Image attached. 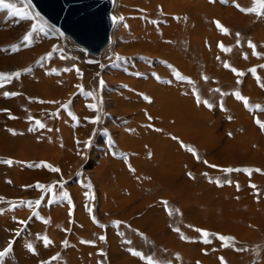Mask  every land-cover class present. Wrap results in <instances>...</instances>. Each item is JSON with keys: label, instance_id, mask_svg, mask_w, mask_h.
Wrapping results in <instances>:
<instances>
[{"label": "bare ground", "instance_id": "1", "mask_svg": "<svg viewBox=\"0 0 264 264\" xmlns=\"http://www.w3.org/2000/svg\"><path fill=\"white\" fill-rule=\"evenodd\" d=\"M6 2L15 3L22 10L28 8L33 12L28 5H22L20 0H6ZM236 4L244 8L253 6L252 0H215V3H210L209 0H111L109 14L111 19L115 16L117 20L115 23L112 20L108 31V42L97 53L90 54L99 56L97 58L99 65L96 66L86 64V55L83 51H87L71 40L75 47L83 51H74L65 47L58 29L59 32L51 27H45L43 31L34 32L29 41H25L24 36L31 32L32 26L36 25L39 29L41 23L37 19L21 20L12 16L8 10L0 9V73L21 72L18 79H12L10 83L5 81V87L0 88V157L13 155V159L24 160L23 162L30 160L57 165L60 159L57 158L58 155L56 156L57 150L48 149L46 143H36L34 136L30 135H41L44 132H53L54 135L57 133L65 148L73 149L77 145L73 142L72 134L77 133L80 141L77 148H81L79 159L68 151H65L64 154L69 160L81 161L84 168H86L90 166L84 164V159H86L89 152L86 147V136L104 130L110 134V138L117 147L125 152H129L133 147L139 148V146L147 145L159 160L169 162L184 158L188 169L195 175L202 169H206L205 163L211 162L214 156L227 158V169L231 168L234 171L226 173L227 185L222 187L210 184L209 180H206L207 178H199L198 183L194 184L185 179H180L177 174L165 172L163 169H153L150 164V168H144L145 171L148 169L147 173L160 189H169L172 190V194H176L173 199H169V205L174 211L177 210L182 217H196L200 222L207 223L211 215L215 216V214H212L215 212L212 211L211 213L209 209L219 207L224 212L222 214L225 216L224 220L228 226L233 227L238 219L245 217L247 219L250 217L252 221L261 224V220L264 219L259 220L260 213L256 209L257 207H264V130L254 120L257 118L264 122V87L261 86L264 85V67H262L264 66V15L241 12L235 6ZM31 6L36 11L32 4ZM120 17H123V19H119ZM215 22H219L223 28L228 30V33L222 32ZM237 33H239V37H237ZM249 41L255 45V52L259 54L258 56L253 55V48L248 46ZM220 45L227 48V53L221 51ZM215 56L219 57L222 63L227 60L229 65L227 68L243 73L241 77H236L227 72V80H229L230 85L238 88L242 96L247 98L249 104L251 103L254 107L252 110L247 111L243 104L232 103V105H236L237 117L235 116L234 121H227V124L223 126L222 134L217 137H200L195 141L202 152L201 157L203 160L196 163L193 155L188 151H184L177 141H173L161 133L177 132L184 124L190 126V129L198 128L205 131V133H213V130L209 129L210 116L197 102V70L199 64H203L205 68L215 70V63L213 62ZM26 69H31V71H25ZM65 69H69V71H65ZM220 69L221 71H219L222 74L223 70ZM250 69H255V74ZM76 73L82 75L76 77ZM176 73L184 77V80L178 79ZM56 74L60 77H57ZM101 80L104 81L103 87L100 86ZM223 80L225 81V79ZM212 83L210 84L212 85ZM5 91L16 92L19 95L6 98L3 95ZM90 92L93 94L92 96L88 95ZM83 93L85 99L82 98ZM146 97L148 99H145ZM40 101L45 102L41 103ZM91 104L98 106L99 113L94 112L89 107ZM67 111H70L76 118V124L67 118ZM56 112H59L58 116H56ZM97 114L100 115L99 123H90L89 121L95 118ZM29 117L32 119L30 120ZM36 120L45 125L44 128H41L42 131L35 125ZM10 129L23 133L24 138L13 140V138L7 137L6 132ZM38 130L41 132H38ZM220 146L223 148L219 149ZM104 161L107 162L106 159ZM108 162L110 169L115 173L114 169L117 164L111 160ZM224 162L223 164H225ZM69 166L67 169H69ZM236 169L240 171H235ZM244 170H251V172ZM14 171H10V175L13 173L11 176L19 184L33 175L44 176V174L20 173L22 171L17 170L14 173ZM117 176L121 186H129L127 183L129 178L126 179L122 174ZM249 181L254 183L256 187L250 188L248 186ZM237 184L242 188L239 193L235 189ZM128 191L130 194L128 196L126 194L125 197H121L118 193L115 194L116 192H110L107 200H115L116 205L118 203L121 205L133 203L135 209H141L144 205L154 202V199L149 196V198L143 197V194L140 195L139 192L136 193L133 189H128ZM182 191L187 194L186 196L201 192L202 195L197 196L201 204L207 208V211L203 214L201 212L197 216V212L201 210H191L194 206L192 208L188 206L190 208L188 209L186 205H183L187 201L184 202L183 200L186 197L185 195L181 197L179 192ZM254 191L259 192V201H256ZM28 194H25V196H28ZM225 195L227 202L224 201ZM179 196L183 203L180 202V198L178 200ZM80 197L82 196H79V199ZM96 201L100 205L103 202L100 192H97ZM77 202L79 204L80 200ZM197 205L199 204L197 203ZM58 210L57 208L55 211ZM222 214L219 216L222 217ZM25 217L21 213L18 215V218L22 220ZM64 217L65 215L62 217L63 220ZM219 219L222 220V218ZM60 220L59 222H61ZM65 220L67 222V218ZM80 220L87 222L81 214ZM52 221H55V218ZM185 221L187 220L185 219ZM243 221L245 220H242V224ZM36 224L38 225V223ZM5 225L10 226L6 220L0 218V245L3 248L6 245V239L10 237L3 231ZM216 226L218 227L217 223ZM241 228V231H244V227ZM232 229L233 232L237 230L240 233L238 227ZM257 229L259 230V228ZM54 234L56 235V233ZM47 236L51 237V235ZM55 237H52L54 241H51L56 246L55 250H57L59 245ZM166 239H168L167 236ZM167 243L169 244V242ZM213 244L214 246L210 245V247L216 246L219 249L217 239H214ZM177 247H179L178 244ZM200 247L201 244L198 243L197 246L193 247V254H191H198ZM117 251L115 252H120ZM221 251L225 256L233 257L234 251L231 248ZM49 255L51 256V254ZM33 258L36 259L32 257V260ZM121 263L123 262H118V264ZM11 264H27L22 251L16 250Z\"/></svg>", "mask_w": 264, "mask_h": 264}, {"label": "rangeland", "instance_id": "2", "mask_svg": "<svg viewBox=\"0 0 264 264\" xmlns=\"http://www.w3.org/2000/svg\"><path fill=\"white\" fill-rule=\"evenodd\" d=\"M29 7L33 10V12H37L32 8L31 5ZM40 17L42 18L41 15ZM37 20L41 23L40 27H43V28L51 27L52 29L59 32L57 29L54 28V26H52L47 21H45L44 18L37 19ZM59 34L61 36L62 42L65 45V47H67L70 50H74V51L81 50L75 47V45L72 44V42L70 41L68 37L64 36L61 32H59ZM221 51L224 53H227V48L223 47ZM83 52L86 55L87 65H92V66L99 65V62L97 61L98 60L97 58L99 57L98 55L94 56V55L88 54L85 51ZM213 62L215 63L214 64L215 70L213 68H205L203 64H199V67L197 70V97H199L200 99L199 106H202L204 110L207 112L208 116H210L209 129H212L214 134L205 133V131H203L202 129H198V128L190 129V126H187L186 124L182 125L180 129H178L177 132L169 131V132L161 133L163 134V136L173 141H177L180 144V147L184 151H188L191 155H193V159L196 161V163L202 162L203 160L201 157L202 152L200 148L198 147V145L195 143V141L200 137H205V136L207 138L217 137L222 134L223 126L227 124V121L228 122L234 121L235 120L234 118L237 117L236 116L237 110L235 109L236 105H232V103L233 104L234 103L243 104L245 110L247 111L252 110L254 107V105H252L251 103L249 104V102L247 106H245L242 100L237 99L235 96V93L239 92L238 88L230 85L229 80H227V72L230 73L232 76H236V77H241V75H237V71L234 72L232 68L225 67V64H227V60L224 63H222L220 58L215 56L213 57ZM220 68H222L223 70L222 74L220 73L221 71ZM79 74L76 73V77H79ZM57 77H60V76H57ZM205 77L207 79H205ZM223 79H225V81ZM210 83H212V85ZM237 83L239 84V81ZM227 87L229 90L227 89ZM216 89H219V91H215ZM221 93H224L225 95H221ZM240 95L242 96L241 93ZM82 98L85 99L84 93H83ZM204 101H208L211 107L205 106ZM216 104L217 106H215ZM258 109L260 110V108ZM55 114L56 116H58L59 112H56ZM66 116L68 119H70L71 122L73 121V123L75 124L77 123L76 118L73 116V114L70 113V111H67ZM256 120L257 118L254 120L255 123H256ZM39 129L41 130V128ZM40 130H38V132L42 131ZM14 132L16 133L15 135H13L12 132L7 131L6 136L11 139L13 138V140L18 139V138H24L23 133L16 132V131ZM30 136H34V138L37 140V141L35 140L36 143H40V142L46 143V145H48V149L57 150L58 153H56V156L58 155L57 158L58 159L60 158L59 160L57 159L58 160L57 165L56 164L52 165L49 163H46V164L51 165L52 167L58 168L60 169V171L52 172L48 167L40 166L41 162H38V161L25 160V162H23L24 160L22 161L15 160L12 157L13 155L12 156L5 155V156L0 157V171H1L0 172V197L4 198L3 201L0 202V218L6 220L7 224L10 225V226L5 225L3 227V231L6 232L8 237L9 236L11 237V239L10 237L7 238L6 241H9V240L14 241L13 251L12 253H10L9 257L6 258V264L12 263L16 250L22 251L24 258L27 261V264H33L34 262H35L34 264H44V262L50 261L53 256H58L59 259L55 261H51L52 264H118V262L120 263L121 261L123 263H126L125 261H127L128 263L126 264H146V260H142L139 257L133 256L131 254L132 250L139 251L145 257H152L155 261L158 262V264H176V262L177 264H191V263L192 264H216V262L217 264H264V223H263L264 220H261V218L264 219V207L263 208L257 207L256 209V211L260 213L259 220L262 221L263 225H261L262 223L259 224L257 221H254V220H253L254 221L253 223L250 217H248V219L250 218L249 220L247 219V217H245L246 219L245 218L238 219V221L233 227L234 229H237L238 227L239 228L238 230L240 233H238L237 230H234L233 232V229H232L233 227L226 225L227 223H225V220H224L225 216L223 215L224 212L219 207H215V209H213L214 207L213 208L211 207L210 208L211 210L209 209L211 213L212 211L215 212L212 214H215V216L217 215L218 217L216 216L217 217L216 218L215 216L213 217V215H211L210 217L211 219L209 218V220H207V223L200 222L196 217L191 218V216H187L185 218V217L180 216L178 211L177 210L174 211V209L169 205L170 204L169 199L170 198L173 199L176 194L173 193L174 194L173 195L171 193L172 190H169V189H160L155 184L154 180L150 177V175L147 173L148 169L147 171H145V168L146 167L148 168L150 164V167L153 169L154 168L163 169L165 172H171L174 175L177 174V176L180 179H185L187 181L193 182L194 184L198 183L199 178H205V179L207 178L206 180H209L210 184H214L218 187H222L223 185H227V179H226L227 172L223 171V169H227V166H226L227 158L224 159V158L214 156L211 162L205 163L206 169H202L197 175H195L193 174V172H191L190 169H188V166L186 165L184 158H180L178 160L175 159L176 161L173 160L169 162L167 161L165 162V160H159L157 157H155L154 153L147 145L139 146L140 149L138 147L137 148L133 147V149L129 151L130 153L125 152L117 147L114 141H112V139L110 138V134L107 131L99 130L98 132H93L89 136H86L87 137L86 147L88 148L89 152L86 156V159H84V164L90 165V166L84 168L83 163L81 161L77 162V160L76 161L75 160L73 161L71 159L69 160V158L67 159V156L64 154L65 151H68L72 155H75L77 159H79L81 155V148H77L78 144L80 143L79 135L77 133L72 134L73 142L75 143V145H77L73 149L65 148V146L62 143V139L58 136L57 133L56 135H54L53 132H44L41 135L38 134V135H30ZM53 136H56L55 137L56 140ZM43 137H45L44 138L45 140L43 139ZM173 137H175L176 139H173ZM89 141L90 143H87ZM58 144H60L61 146ZM189 148L194 150L195 155L193 154V151L188 150ZM222 148H223L222 146L219 147V149H222ZM9 159H11L14 162L11 166L5 163V161ZM105 159L107 162L104 161ZM153 159L156 161H154ZM109 160L117 164L116 168L114 169L116 171L115 173H113V170H111L109 167V164H107L109 163L108 162ZM17 161L19 163H16ZM217 161H218V164H217ZM59 162H60V165H59ZM62 162H64L63 164H66L68 162L67 163L68 165L67 164H66L67 166L63 165ZM73 162L75 163L77 162V163L75 164ZM223 162L225 164H223ZM29 164L33 166L29 167L28 166ZM171 164L172 166L174 165V167H172ZM61 166L63 167L61 168ZM68 166H69V169H67ZM212 166H216V167H212ZM95 168L98 170H96ZM12 170L13 171L15 170L14 173L17 170V171H22L20 173L30 172V173H35V174H42V175L44 174V176L40 177L37 175L36 176L33 175L31 176V178H28L27 180L22 181L19 184L15 181L14 177L11 176L13 175L12 172H11L12 174L10 175V171ZM89 171L91 174L89 173ZM189 173L191 174V177L189 176ZM119 174L124 175L126 179L129 178L127 179L128 180L127 183L129 185L128 187L121 186L119 184V180L117 176ZM38 183L44 186H55V198L54 199L50 198L48 194H45L39 188H37L36 185ZM61 184H62V187L60 186ZM237 185L235 186V189H236V192L239 193L240 191H242V188L239 185L240 188L238 190ZM250 185H254V183L249 181L248 186L250 188H253ZM112 186L114 187V189ZM128 189H133L136 193L139 192L140 195L143 194L142 195L143 197L149 196L150 198L154 199V202L144 205L143 208L141 209L140 208L135 209L133 207V203H127L124 205H121L118 203L116 205L117 202L115 200L114 201L112 199L107 200L109 199L108 197L110 195L109 194L110 192H116L115 194L118 193L121 197L122 196L125 197L126 194H127L126 196H128L130 194ZM169 191L172 195L169 193ZM65 192L68 194V197L62 198L63 193ZM97 192H100L103 197V202L101 203V205L100 203L96 201ZM166 192L168 194L167 196H166ZM179 193L181 194V197H183V195L185 196L187 195L183 191ZM25 194H28V196H25ZM161 194L165 196L163 195L161 196ZM22 195H24L25 197ZM78 195L82 197H80L79 199ZM195 195L184 197L186 199V200L183 199L184 202L187 201L188 204L184 203L183 205H186L187 208L188 206L190 208L194 206L191 210H194V209L195 210L198 209L197 211L201 210L200 212L196 211L198 214L197 216H199L201 212H202L201 214L205 213L207 211V208L204 207V205H202L200 200L198 199L197 195H202L201 192L196 193ZM226 195L224 196L225 202H227ZM254 195L256 197V201H259L260 199V197L258 198L259 192L254 191ZM168 196L169 198H167ZM181 197L179 196L178 200L179 198L181 199ZM37 200L41 201V204L38 207L34 204V202ZM76 200L77 201L80 200V203L78 204ZM183 200L181 199L180 202L183 203ZM28 202H33V206L31 208L27 206H21V205H26ZM164 202H167V204L165 205ZM197 203L199 205H197ZM57 208L59 210L55 211L57 210ZM219 211L221 212L220 214H219ZM20 213L26 216L23 220L18 218V215ZM63 214L67 218L68 223L66 222L65 217H64L65 221L62 219V217L64 216ZM80 214L83 217H85L87 222H83L80 220ZM129 214H133V215H129ZM221 214L223 215L222 217L219 216ZM51 217L53 218L52 220H54L55 218V221H52ZM219 218H222V220ZM185 219L187 221H185ZM59 220L61 222H59ZM242 220H245L243 221V224H242ZM19 221H26L27 224L22 225L19 223ZM183 221L185 222L183 223ZM251 221L252 223L250 224ZM117 222H120L119 227H117ZM196 222L199 224H197ZM36 223H38V225ZM216 223L218 227L216 226ZM63 225H65L66 227H64ZM241 227H244V231H241L242 230ZM223 228H225L224 229L225 231L223 230ZM257 228H259V230ZM197 229L204 230L209 235L207 237H203L201 235V232L196 231ZM18 231L21 233L20 234L21 236L15 235V233ZM51 232L52 234L56 233V235L55 234L52 235ZM234 233H236L237 235ZM252 234H254V236H252ZM256 234L258 235L256 236ZM47 235H51V237L50 236L48 237ZM45 236L48 237L50 241L51 240L54 241L52 237L56 236L55 240L57 241L59 245L57 247V250H55L56 246L53 245L54 243L52 241L48 245V247L44 245L42 238ZM101 236H104L105 240L103 241L100 240ZM166 236L168 237V239H166ZM219 236L231 237L232 239L221 241L218 238ZM38 237H40L41 239H38ZM204 239H207L210 242L204 243L203 242ZM214 239L218 240L219 249L216 246L213 247ZM6 241H5L6 245H4V248L7 246ZM64 241H67V246L64 245L63 243ZM81 241H92L94 242V244L81 243ZM28 242L29 243L32 242L31 244L34 247L35 252L28 250L27 248V245L29 244ZM167 242H169V244ZM176 243L178 244L180 249L179 247H177ZM198 243L201 244L200 251L198 253L199 255L198 254H195L196 256L192 255L193 247L197 246ZM187 245H188V249H187ZM210 245H213V246L210 247ZM4 248L0 245V251H2ZM227 248H231L234 251V254L232 257L233 259L225 256L222 253L221 250L227 249ZM113 249L115 251H117L118 249L117 252L119 251L120 252L116 253ZM49 254H51V256ZM42 255L44 256L42 257ZM32 257H35L36 259L33 258L34 260L33 261ZM118 258L120 261L118 260ZM181 258L185 261L184 262L183 260L181 261ZM176 259H178L179 261L178 260L176 261Z\"/></svg>", "mask_w": 264, "mask_h": 264}, {"label": "snow or ice", "instance_id": "3", "mask_svg": "<svg viewBox=\"0 0 264 264\" xmlns=\"http://www.w3.org/2000/svg\"><path fill=\"white\" fill-rule=\"evenodd\" d=\"M210 3H215V0H209ZM20 3L22 5H28L30 6L31 5V0H20ZM252 4L253 6L250 7V8H244V7H241L240 5L236 4L235 6L238 8L239 11L241 12H244V13H255V14H258V15H264V0H252ZM0 9H6L8 10V12L12 15V16H15L21 20H33V19H42L40 17V14L38 12H32L30 9L28 8H25L24 10H22L20 7L17 6V4L15 3H12V2H6V0H0ZM119 19H123V17H120ZM112 20L113 22L115 23L116 20H117V17H112ZM217 24V27L221 29L222 32H224L225 34L228 33V30L223 28L219 22H215ZM43 31V27H40L39 29L37 28L36 25H33L32 26V30L31 32H28L25 36H24V40L25 41H29L32 37V34L36 31ZM237 37H239V33L236 34ZM221 48L223 49V45H220ZM248 46L253 48V55H259L258 53L255 52V45L252 44L251 41L248 42ZM51 55V54H49ZM247 58V57H245ZM225 67H229L228 64H225ZM264 67V66H262ZM234 72H236L235 69H232ZM25 71H28L30 72L31 69H26ZM55 72V70H53ZM65 71H69V69H65ZM78 71V70H77ZM250 71L253 72V74H255V69H250ZM79 74V73H78ZM79 75H82V74H79ZM237 75H243V73H238L237 72ZM21 76V72L17 71L15 73H0V88H4L5 87V81H7L8 83L11 82L12 79H18L19 77ZM176 77L178 79H181V80H184V77H182L179 73H176ZM205 79H207L205 77ZM188 82H191V81H188ZM103 84H104V81L101 80L100 81V86L103 87ZM262 87H264V85H261ZM215 91H219V89H216ZM3 95L6 97V98H9V97H15L17 95H19V93H16V92H7L5 91L3 93ZM89 96H92L93 94L90 92L88 93ZM221 95H225L224 93H221ZM235 96L237 99H240L244 102L245 106H247L248 104V101H247V98L243 97L240 95L239 92H236L235 93ZM145 99H148L147 97ZM41 103H44L45 101H40ZM197 102L199 103L200 102V99L199 97H197ZM55 103V102H53ZM204 104L205 106L207 107H211V105L209 104L208 101H204ZM89 107L94 111V112H97L99 113V109H98V106L96 104H91L89 105ZM7 111V110H5ZM10 118H14V117H10ZM29 119L31 120L32 118L29 117ZM100 121V115L97 114L95 116V118L91 119L89 122L92 123V124H98ZM256 123L258 124V126L264 130V122H261L259 119L256 120ZM35 125L39 128H44L45 125L43 123H41L40 121L36 120L35 121ZM32 130V129H30ZM10 132H12L13 135H15L16 133L14 132V130H9ZM49 131H51V129H49ZM157 131H159V129H157ZM229 135H231L229 133ZM173 139H176L175 137H173ZM87 143H90L87 142ZM189 151H193V154L195 155V152L193 149L189 148L188 149ZM5 163H7L9 166H11L14 162L9 159L7 161H5ZM16 163H19V162H16ZM29 167H32L33 165L29 164L28 165ZM40 166H43V167H48L52 172H59L60 169L58 168H55V167H52L51 165H47L46 163L44 162H41V165ZM212 167H216V166H212ZM223 171L227 172V173H231L232 171H234L233 169L231 168H228V169H223ZM235 171H240L239 169H236ZM246 172H251V170H244ZM256 171H260V170H256ZM206 175V174H205ZM189 176L191 177V174L189 173ZM230 183V181H229ZM62 187V184L60 185ZM251 187L255 188L256 186L255 185H250ZM37 188H39L42 192H44L45 194H48L50 196V198L54 199L55 198V186H44V185H40L39 183L36 185ZM237 189L239 190V185H237ZM68 197V194L65 192L63 193V197L62 198H67ZM4 198L0 197V202L3 201ZM165 205L167 204V202H164ZM34 204L38 207L40 204H41V201L40 200H37L34 202ZM21 206H27L29 208H31L33 206V202H28L26 205H21ZM71 214V213H70ZM20 224L22 225H26L27 222L26 221H19ZM119 224L120 222H117V227H119ZM196 231L198 232H201V235L203 237H207L209 234L204 231V230H200V229H197ZM16 236H19L20 235V232H16L15 233ZM183 238V237H182ZM221 241H225V240H231L232 238L231 237H224V236H219L218 237ZM38 239H41L40 237H38ZM43 239V242H44V245L47 247L51 241L45 236L42 238ZM100 240H105V237L104 236H101L100 237ZM204 243H209L210 241L207 240V239H204L203 241ZM13 243L14 241L12 240H9L7 241V246L2 250L0 251V264H6V258L9 257L10 253H12L13 251ZM65 246H67V241H64L63 242ZM81 243H88V244H94V242L92 241H81ZM130 243V241H129ZM27 248L29 251H32V252H35V249L33 247V245L31 243H29L27 245ZM103 254V253H101ZM131 254L133 256H136V257H139L140 259L142 260H146V264H158L157 261H155L152 257H145L143 256L139 251H135V250H132L131 251ZM59 257L58 256H53L51 258L50 261H47V262H44V264H51V261H55V260H58ZM222 259V258H221Z\"/></svg>", "mask_w": 264, "mask_h": 264}, {"label": "water", "instance_id": "4", "mask_svg": "<svg viewBox=\"0 0 264 264\" xmlns=\"http://www.w3.org/2000/svg\"><path fill=\"white\" fill-rule=\"evenodd\" d=\"M52 26L89 54L108 42L111 0H31Z\"/></svg>", "mask_w": 264, "mask_h": 264}]
</instances>
